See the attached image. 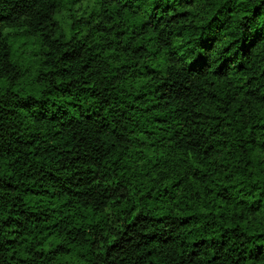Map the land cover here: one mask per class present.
Masks as SVG:
<instances>
[{"label": "trees", "instance_id": "trees-1", "mask_svg": "<svg viewBox=\"0 0 264 264\" xmlns=\"http://www.w3.org/2000/svg\"><path fill=\"white\" fill-rule=\"evenodd\" d=\"M1 79L0 264H264V0H0Z\"/></svg>", "mask_w": 264, "mask_h": 264}, {"label": "rangeland", "instance_id": "rangeland-1", "mask_svg": "<svg viewBox=\"0 0 264 264\" xmlns=\"http://www.w3.org/2000/svg\"><path fill=\"white\" fill-rule=\"evenodd\" d=\"M19 42L21 47L19 58L23 64L22 67L26 66L27 70L25 75L14 85V90L38 97L42 90V84L38 82L36 77V72L39 68V46L32 37L21 38ZM7 85V80H0V88L6 87ZM69 105L71 106V104Z\"/></svg>", "mask_w": 264, "mask_h": 264}]
</instances>
